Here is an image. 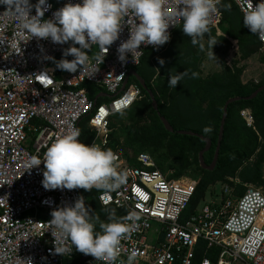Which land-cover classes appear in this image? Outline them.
<instances>
[{
    "label": "built area",
    "instance_id": "built-area-1",
    "mask_svg": "<svg viewBox=\"0 0 264 264\" xmlns=\"http://www.w3.org/2000/svg\"><path fill=\"white\" fill-rule=\"evenodd\" d=\"M224 0H221V3ZM243 14V0H233ZM49 5L42 19H52L54 11L65 3L79 0H46ZM35 5L36 0H29ZM257 0H252L253 7ZM179 0H164L163 10L171 13L172 30L182 20L175 15ZM219 8V6H218ZM35 14V8L30 9ZM222 14L220 9L211 14L210 29L217 35ZM135 18L130 14L122 21L118 38L107 51L100 53L93 44L94 54L75 72L57 70L51 62L63 49L72 44L53 43L50 39L29 36L20 27V18L0 5V264H65L72 261L74 248L65 242L71 253H54L53 237L46 224L51 211L71 205L81 197L80 188L45 189L42 184L43 161L25 170L29 156L42 158L46 147L68 126L78 128L87 116L89 129L95 132L92 142L104 147L111 132V115L130 108L141 98L136 84L123 83L133 67L137 66L147 48L141 44L139 51L126 53L125 62L118 59L117 47L128 39L134 30ZM230 41L231 52L239 51L235 38ZM259 40V39H258ZM260 52L264 53V42ZM79 47V45H72ZM159 47V46H158ZM104 56L102 63L94 57ZM51 57L52 59H47ZM68 60L73 57L65 58ZM98 87L107 102L97 104L90 99L83 83ZM241 115L248 125L253 122L250 110ZM90 143V144H91ZM119 169L127 170L126 182L113 191H101L98 200L102 206L122 208L140 219L122 239L118 261H125L131 252L136 253L133 264H195L197 251L203 249L198 264H264V188L248 187L237 194L230 182H217L207 191L203 203L195 214L184 217L197 188V179L171 177L172 171L162 172L155 160L145 152L136 154L135 164L119 151ZM219 189L218 191L216 189ZM82 264H103L89 255Z\"/></svg>",
    "mask_w": 264,
    "mask_h": 264
},
{
    "label": "trees",
    "instance_id": "trees-1",
    "mask_svg": "<svg viewBox=\"0 0 264 264\" xmlns=\"http://www.w3.org/2000/svg\"><path fill=\"white\" fill-rule=\"evenodd\" d=\"M230 4V8H224ZM222 17L219 28L223 34L235 38L239 43V52L242 59L259 52L260 42L243 25L242 14L233 0H224L219 6ZM182 22L177 25L169 35L168 41L157 48H147L139 64L133 68L139 77L150 89L156 100L157 109L154 108L147 90L133 75L129 84H136L141 91V99L136 101L127 110L118 113V117L125 118L120 129L110 133L109 140L103 148L118 151V148H128L136 154L148 153L156 162L157 167L166 172L174 169L171 177L179 178L189 174L196 178L197 188L187 207L183 211L184 217L196 213L198 205L205 198L211 185L217 182H230L229 178H238L239 183L233 184L235 193L243 194L249 185L264 188V89L251 99L241 98L227 106V116L224 122L223 136L216 165L213 169L202 167L199 161V152L205 147V140L198 135L179 134L178 130L193 131L211 141V147L204 153L203 160L210 165L218 142L220 123L225 102L232 97H247L264 85V80H241L243 67H229L222 63V70L203 76L200 65L204 51H199L198 46L190 43V38L182 32ZM211 35L217 43L227 42L223 35H217L215 29L204 37ZM62 52L57 56L61 59ZM67 56L64 58H68ZM157 58H162L165 63L159 65ZM264 63V53L260 56ZM189 70V75L177 83L175 88H170L167 83L169 74ZM59 71V69H57ZM191 72H196L197 77L191 78ZM132 81V82H131ZM90 99H95L100 89L94 84L85 82ZM106 100L98 96L97 104ZM244 109L250 110L253 118L251 125L241 115ZM160 116H164L174 131L169 132ZM88 117H83L78 129V139L89 145L95 136L88 126ZM210 127V132L202 129ZM129 158V157H128ZM130 162L135 164L133 158ZM102 190L91 189L85 191L80 188L81 197L84 198L86 208L90 215L94 212L100 221L108 222V212L114 210L116 217H124L125 211L115 206H102L98 194ZM99 231L98 224L95 228ZM75 250V249H74ZM85 254L75 250L72 261L65 264H78ZM203 255L211 256L210 252L197 251L195 264ZM212 260L215 257H212Z\"/></svg>",
    "mask_w": 264,
    "mask_h": 264
},
{
    "label": "clouds",
    "instance_id": "clouds-1",
    "mask_svg": "<svg viewBox=\"0 0 264 264\" xmlns=\"http://www.w3.org/2000/svg\"><path fill=\"white\" fill-rule=\"evenodd\" d=\"M7 10L13 11L20 18V27L30 38L50 39L53 43L72 44L62 50V57L55 61L57 69L69 73L75 72L78 65L81 68L87 63L90 47L95 44L100 53L107 51L118 38L122 21L130 14L135 18L134 30L130 31L128 39L117 47V59L123 63L126 53L132 55L139 51L141 44L158 47L169 39L166 29L169 27L168 13L163 10L164 0H79V3H65L54 11L52 19H42L49 5L46 0H36L35 5L29 0H0ZM221 0H179L175 10L182 20V32L190 38V43L198 46L199 51H205L202 42L204 35L210 32V17L216 13ZM243 25L264 42V0H257L253 7L252 0H243ZM35 8V14L30 9ZM230 8V4H224ZM217 43L211 35L207 39L206 56L216 60L212 52ZM72 45H79L75 47ZM98 53L94 59L102 63L104 56ZM71 56L68 60L64 57ZM52 59L51 57H46ZM159 65L165 61L157 58ZM189 75V70L169 74L167 83L175 88L177 83ZM197 73L191 72V78ZM210 132V127L202 129ZM80 130L71 124L43 152L42 158L29 156L25 162V170L38 166L43 161L44 171L41 184L45 189H74L85 191L96 189L113 191L126 182L128 173L119 169L117 156L110 148H103L95 142L89 145L82 143L78 137ZM86 208L83 197H77L71 205L58 207L51 211V219L46 222L54 243V253L62 255L71 253V248L85 255H91L103 264H133L136 253L131 252L125 261H118L122 239L130 233L132 226L140 219L135 211L128 212L124 217H116L114 210L108 212L107 221ZM98 224L99 231L95 228ZM70 242L71 248H66L65 242Z\"/></svg>",
    "mask_w": 264,
    "mask_h": 264
},
{
    "label": "rangeland",
    "instance_id": "rangeland-1",
    "mask_svg": "<svg viewBox=\"0 0 264 264\" xmlns=\"http://www.w3.org/2000/svg\"><path fill=\"white\" fill-rule=\"evenodd\" d=\"M218 30L221 32V34L223 36H225V34H223V31H222V29L219 28V26H218ZM202 42L205 44V51H204V55H203V60H202L201 65H200V69H201L203 76H207V75H210L214 72L221 71L223 68L222 63H224L225 66H229V67H233L234 65L237 67H243L244 69H243V72L241 74V80L244 83L251 81V80H253V81L264 80V63H262L260 61V56L262 54L260 51L257 52L256 54L250 56L247 59H242L239 51L236 53L231 52V50H232L230 47L231 44H230V41L228 39L227 42L216 43L213 45L212 52H213L214 56L216 57V60L215 59L209 60L206 56L207 38L204 37ZM94 50H95V47L91 51H88L87 55L89 57H92L94 54ZM58 60H59L58 58H55L51 62V65L56 68L55 61H58ZM107 101H108V99H106L104 102H107ZM126 122L127 121L125 118H123V117L119 118L117 114L111 115V127H110L111 132L119 130L121 127L120 125L122 123L124 124ZM85 126L86 127L88 126V128H89V125L83 124V127H85ZM118 151L121 154H123L124 157H134L136 155V153L133 150L128 149V148H123V146L119 147ZM170 171H172L174 173V169H170L164 173H168ZM185 176L186 177H192L189 174H185ZM221 183L222 182H220V184H217L218 188H220L219 186L221 185ZM249 187H256V186L249 185ZM218 188L216 189L217 191L219 190ZM202 201L200 202V204L203 203ZM199 205H198V207H199Z\"/></svg>",
    "mask_w": 264,
    "mask_h": 264
},
{
    "label": "water",
    "instance_id": "water-1",
    "mask_svg": "<svg viewBox=\"0 0 264 264\" xmlns=\"http://www.w3.org/2000/svg\"><path fill=\"white\" fill-rule=\"evenodd\" d=\"M130 74L134 75V77H136L138 79V81L141 83V85L147 90L151 100H152V104L154 106L155 109H157V104H156V100L154 98V95L152 93V91L150 89H148L144 83V81L139 77V75L136 73L135 70H132L130 72ZM128 80H129V76L125 79L124 83H123V86H122V89L127 85L128 83ZM264 89V85H262L261 87H259L257 90H255L250 96H247V97H232V98H229L225 104H224V107H223V114H222V119H221V123H220V129H219V135H218V142H217V146H216V149H215V153H214V156H213V160L211 162L210 165H206L204 160H203V156H204V153L206 151H208L211 147V141L209 138H205L193 131H189V130H178L177 132L179 134H186V135H198L200 137H202L204 140H205V147L199 152V161L202 165V167L206 168V169H213L214 166L216 165V162H217V158H218V155H219V150H220V145H221V139H222V136H223V130H224V122H225V119H226V116H227V106L229 103L231 102H234V101H237V100H240L241 98H245V99H251V98H254L259 91L263 90ZM160 119L161 121L163 122L165 128L169 131V132H173L174 129L173 127L170 125V123L167 121V119L164 117V116H160ZM89 255H84L79 261H78V264H82V262L84 261V259H86Z\"/></svg>",
    "mask_w": 264,
    "mask_h": 264
},
{
    "label": "crops",
    "instance_id": "crops-1",
    "mask_svg": "<svg viewBox=\"0 0 264 264\" xmlns=\"http://www.w3.org/2000/svg\"><path fill=\"white\" fill-rule=\"evenodd\" d=\"M135 67H136V66H135ZM133 68H134V67H133ZM133 68L131 69V71L133 70ZM131 71H130V72H131ZM131 76H132V74H129V79H130ZM133 76H134V75H133ZM128 83H129V80H128ZM128 83H127V84H128ZM131 84H134V83H131Z\"/></svg>",
    "mask_w": 264,
    "mask_h": 264
}]
</instances>
